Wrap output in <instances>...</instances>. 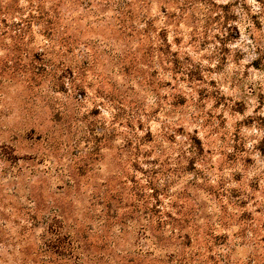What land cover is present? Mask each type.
Instances as JSON below:
<instances>
[{"label":"rangeland","instance_id":"374dc122","mask_svg":"<svg viewBox=\"0 0 264 264\" xmlns=\"http://www.w3.org/2000/svg\"><path fill=\"white\" fill-rule=\"evenodd\" d=\"M53 208L73 264H264V0H0V264Z\"/></svg>","mask_w":264,"mask_h":264},{"label":"trees","instance_id":"16d2710c","mask_svg":"<svg viewBox=\"0 0 264 264\" xmlns=\"http://www.w3.org/2000/svg\"><path fill=\"white\" fill-rule=\"evenodd\" d=\"M52 6L55 11L58 10L56 3H53ZM255 65L258 64L255 62ZM199 146L198 142L194 147L199 148ZM42 218L44 219V226L42 234L38 237L40 244L35 243L37 251L34 248L28 251V264H73V260L79 258L78 239L65 228L62 214L53 208ZM31 219V230H33L35 226L34 214ZM36 252L39 254V258Z\"/></svg>","mask_w":264,"mask_h":264}]
</instances>
